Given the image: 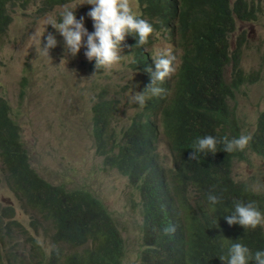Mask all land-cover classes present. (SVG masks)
I'll use <instances>...</instances> for the list:
<instances>
[{
  "label": "trees",
  "instance_id": "1",
  "mask_svg": "<svg viewBox=\"0 0 264 264\" xmlns=\"http://www.w3.org/2000/svg\"><path fill=\"white\" fill-rule=\"evenodd\" d=\"M168 1L186 15L185 24L194 27L197 18L212 33L211 43L193 46L196 57L211 60L230 55L239 60L241 43L229 49L224 24L233 21L234 13L241 19L253 17L246 0H235L232 5L229 0ZM13 2L0 0V37L10 20L7 7ZM193 59L185 47L177 72L159 85L165 92L151 96L145 89L149 96L145 106L135 104L136 113L122 125L112 120L118 92L104 85L92 91L90 133L99 164L126 177L127 199L133 201L138 221L133 216L124 220L112 216L88 180L72 188L34 173L24 159L21 126L14 112L9 115L8 101L0 95V164L7 170L0 166V184L13 195L10 201H0V264H120L127 245L119 229L130 227L139 259L136 264H224L219 257L227 254L233 242H242L253 252L264 250V236L252 237L255 229L229 226L224 219L237 201L255 202L264 212V191L256 175L244 177L234 171V163L244 158L245 150L226 153L219 144L215 154L189 160L186 165L181 162L189 159L198 137L231 139L248 130L252 139L246 149L264 158V116L257 113L247 127L246 115L240 116L224 102L228 99L223 92L225 82L192 72ZM90 62L95 64L94 59ZM132 67L144 75L147 86L151 77L145 68L155 71L154 61L142 54ZM242 70L232 69L231 77L242 78ZM249 74L254 83L264 78V67L258 65ZM27 76L21 78L22 88ZM29 78L30 95L36 97V84ZM160 136L170 151L169 162L157 151ZM210 192L222 202L210 205ZM16 206L28 217L17 218ZM168 226L175 231L165 233Z\"/></svg>",
  "mask_w": 264,
  "mask_h": 264
},
{
  "label": "rangeland",
  "instance_id": "2",
  "mask_svg": "<svg viewBox=\"0 0 264 264\" xmlns=\"http://www.w3.org/2000/svg\"><path fill=\"white\" fill-rule=\"evenodd\" d=\"M82 0L72 1L71 6H78ZM234 0H230L232 4ZM253 7L254 19L237 20L236 28L231 31L229 44L237 45L240 36V61L244 72L249 73L258 65L264 67V0H246ZM76 6V7H77ZM11 22L6 32L0 37V95L8 101L9 115L21 126V139L30 151V160L38 171L52 182H62L67 187H75L78 182L88 184L96 196L104 203L115 217L128 219L135 215L127 199L130 189L126 179L112 169L99 164L100 157L94 151L89 136L91 97L93 89L107 85L122 94L116 108L114 125L125 124L137 108L129 103V95L140 92L141 85L124 88L126 82L141 75L131 66V56L122 63L98 73L88 66V59L83 51L79 55H67L60 50L49 49V56L42 46L46 38L41 37V45L34 37L44 29L45 20L57 15V9L48 10L44 15L35 11L33 4L21 3V0L9 6ZM235 17V16H234ZM63 37L57 33L56 40ZM178 45L161 33L156 34L149 50L157 54L160 48ZM173 49L172 47H170ZM29 69V73L24 69ZM29 75L36 84L35 96L30 95V78L21 87V78ZM24 93L19 96V90ZM239 94L236 109L240 116L246 115L247 127L251 126L258 108L259 100L264 96V78L254 83H246ZM247 134H252L248 130ZM158 151L166 161L170 159L168 147L161 141ZM244 158L234 163V171L244 177L256 175L257 183L264 191V159L249 154L245 149ZM88 180V181H87ZM8 189L0 184V201L12 200ZM19 219L27 217L15 209ZM138 220V218H137ZM134 230L120 229V234L128 245L125 258L136 255L133 245Z\"/></svg>",
  "mask_w": 264,
  "mask_h": 264
},
{
  "label": "clouds",
  "instance_id": "3",
  "mask_svg": "<svg viewBox=\"0 0 264 264\" xmlns=\"http://www.w3.org/2000/svg\"><path fill=\"white\" fill-rule=\"evenodd\" d=\"M72 1L75 0H21V3L29 5L33 4L35 6V11L41 15L46 14L48 10L57 9V15L55 18L48 17L45 20V27L43 31L37 33L34 37L36 40H38L40 45L41 37L44 36L46 38V43L42 46L43 52L46 56L50 58L49 49L54 48L55 46H61L59 49H57V51L60 50L61 53L72 56L79 55L85 51L84 55L88 59V66L91 68V70L94 69L95 71L102 72L103 68L108 69L115 65L118 67L127 56H131L133 63V60L138 58L140 55H149L155 64V71H152L150 67L145 68V71L150 74L151 82L145 86L144 81L146 78L144 75L140 74L141 76L139 78L134 77L131 79L133 76L132 74L130 80L123 86L124 89L134 85L136 82L140 83V92H135V94L131 93L129 95L128 102L138 104L141 108H143L147 99L149 98L144 90L147 89L151 96H160L165 92V89L159 85L163 84L166 79L170 78L177 72V63L180 61V56L183 54L184 48L186 47L190 49L191 56L194 57L192 60V72L201 76L219 78L223 80L225 82L223 92L228 96V99L224 102H226L230 108L233 107L237 114H239L236 109L237 99L239 94L244 92L242 87L246 83H253L249 81L250 74L244 72L240 61V53L239 60L230 57V55L211 60H204L200 57H196V51L193 49L194 45L198 44L204 46L214 40L212 33L208 29L202 27L197 18L195 19L194 27L188 26L184 23L186 15H183L184 13H181V11L168 0H82L78 6L76 5L77 7L71 6L70 3ZM15 2L16 0H14L12 4ZM12 4H9L7 7L10 20L6 25L4 33L11 22L9 6ZM232 4H230L229 0V5ZM250 7L251 13L253 15L252 18L241 19L238 18V16L234 13L233 21L226 22L224 24V30H226L227 42L230 50H235V47L237 46L236 45L234 48H231L229 44L231 31L236 28L235 24L237 20H251L255 17L253 13V7ZM58 32L63 37V39L60 41L56 40ZM158 33H161L165 38L171 39L178 45V48H174L173 46H170L173 49L170 47H162L159 49L157 54H151L149 48L154 41V37ZM191 33H196V36H191ZM237 43H243L242 36L238 38ZM93 59L95 60V64H91L90 62ZM132 68L135 72H138L136 68ZM232 69H243V77H231L230 72ZM104 86H106L110 92H118L117 99H119L118 102H120L122 94H120L118 90L111 89L107 85ZM259 103L260 107L258 108L256 114L261 113L264 116V96L259 100ZM133 115H131L129 119ZM220 117V114L216 115V119H220ZM220 126L221 125H215L216 128ZM90 129L89 136L94 148ZM251 139V134H241L239 137H233L231 139H229L227 136L218 139L212 135L198 137L193 143V151L189 155V159L181 162L186 165L189 160L199 161L201 156H206L208 153L215 154L218 151L217 146L219 144L223 145L222 150L226 153L243 151L248 147ZM161 141H163V138L160 136L158 144ZM24 147H26V145H24ZM169 155L170 159L168 161H166L163 156H160L164 159V161L169 162L171 160L170 151ZM258 158L264 159L260 157ZM24 159H26L29 168L34 173L43 177L47 181H50L48 178L43 176L31 162L30 151L27 147L26 150H24ZM0 166L3 168L2 164H0ZM103 167L116 171L114 168H109L104 165ZM3 170L5 173H7L6 169L3 168ZM116 172L120 174L118 171ZM19 174L22 175L20 167ZM120 175L126 179L123 174ZM82 184V182H78L75 187H79ZM5 188L8 189L7 187ZM9 193L11 194L10 191ZM11 196L13 198L12 194ZM207 200L212 206L222 202V198L212 192L207 195ZM130 207L133 208L134 214H136V208L133 203L130 205ZM16 208L19 209L17 206L15 209ZM19 211L21 212L20 209ZM213 211H215L214 207ZM225 211L228 210L226 209ZM131 216L135 217V215ZM137 218L139 220L138 216ZM137 218L135 217L136 221H138ZM120 219H122V217H120ZM224 219L229 226L238 224L242 226L243 229H255L252 233V237L254 239L264 236V212L260 211L255 202H235L231 212L224 215ZM215 225H217V222ZM129 229L132 228L130 227ZM163 231L165 233H170L174 232L175 228L174 226H168L165 227ZM219 259L224 262V264H264V250H256L253 252L244 243L233 242L227 248V254L220 256ZM138 261L139 259L135 256L128 260L124 257L120 264H136Z\"/></svg>",
  "mask_w": 264,
  "mask_h": 264
},
{
  "label": "bare ground",
  "instance_id": "4",
  "mask_svg": "<svg viewBox=\"0 0 264 264\" xmlns=\"http://www.w3.org/2000/svg\"><path fill=\"white\" fill-rule=\"evenodd\" d=\"M140 205V204H139Z\"/></svg>",
  "mask_w": 264,
  "mask_h": 264
}]
</instances>
